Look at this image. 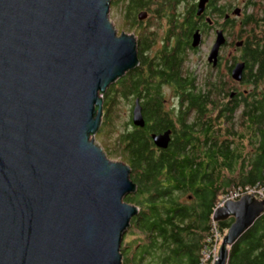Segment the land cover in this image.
Returning a JSON list of instances; mask_svg holds the SVG:
<instances>
[{
    "label": "water",
    "instance_id": "1",
    "mask_svg": "<svg viewBox=\"0 0 264 264\" xmlns=\"http://www.w3.org/2000/svg\"><path fill=\"white\" fill-rule=\"evenodd\" d=\"M109 6L0 0V264H122L121 235L139 213L124 196L136 185L127 165L105 158L94 132L101 94L139 61L135 38L115 32ZM200 37L196 30L192 49ZM224 42L217 31L207 58L213 68ZM243 69L236 63L234 81ZM138 103L130 119L143 127ZM169 136L152 135V143L165 150ZM263 209L264 200L250 194L215 208L213 222L238 217L214 264L227 263L229 247Z\"/></svg>",
    "mask_w": 264,
    "mask_h": 264
},
{
    "label": "trees",
    "instance_id": "2",
    "mask_svg": "<svg viewBox=\"0 0 264 264\" xmlns=\"http://www.w3.org/2000/svg\"><path fill=\"white\" fill-rule=\"evenodd\" d=\"M199 1L113 0L140 29L139 64L101 94L106 99L102 124L108 127L120 98L132 105L131 113L138 100L144 119L142 128L128 124L115 141L136 185L124 201L139 212L123 234L122 264H209L212 258L206 263L201 258L211 249L212 231L223 234L234 221L214 225L219 198L236 188L239 194L254 188L264 195V3H253L255 12L238 22L239 57L226 72L209 73L199 84L184 64L188 50L196 52L191 37L196 30L207 33L218 18L233 26L235 18L225 16L238 10L234 3L207 0L198 15ZM143 12L148 16L139 19ZM236 63L244 65L241 82L230 76ZM165 89L175 92L186 113H194L193 125L175 115L180 126L173 128V117L161 103ZM167 128L175 132L172 141L165 150H155L150 133ZM226 258V264H264V212L231 244Z\"/></svg>",
    "mask_w": 264,
    "mask_h": 264
},
{
    "label": "rangeland",
    "instance_id": "3",
    "mask_svg": "<svg viewBox=\"0 0 264 264\" xmlns=\"http://www.w3.org/2000/svg\"><path fill=\"white\" fill-rule=\"evenodd\" d=\"M260 1H262L264 3V0H260ZM217 2L222 3L223 5H228V4L233 5V3H234L236 5V7L238 8V10L241 12V15L237 17V15H235L234 13H231V11L233 9L228 10L227 14H230V19L235 18V20H236L233 23V26L223 24L224 25V27H223L222 23H224V20L222 18H218L217 19L218 22L215 23L214 28H212V29L210 28L207 33H204V34L201 33V37H200L201 44L196 47V52H191L188 50V56H187L188 59L184 64L186 65V68L189 69L188 71H190L191 74L195 75L194 77L198 78L197 81L199 84H200V80H204L205 76H208L209 73L215 74V72H226L228 65L233 60H235L239 57V54L241 52L238 50L237 46L235 45V42H236V40H238V35H240L242 28L240 27L238 22L240 21V19L243 16H246L247 13L253 14L255 12V10L257 8H254L252 4L257 3L258 0H217ZM109 3H110V6H109V12H108L107 16L109 18V21L113 25V29H115V32L117 34H120V33H123L126 35L132 34L133 37L135 38L134 40L136 41L139 38L138 36L141 34V33H139L140 29L133 27L130 24V22H132V20L126 18L125 15H124L125 17L123 16V12H124V9L122 7L123 5H119V3H114L113 0H109ZM233 12H235V11L233 10ZM261 13L262 12L259 10L258 15H260ZM222 27L224 28L223 29L224 35H225L224 38H225L226 42L222 43L218 49V51H219L218 57L219 58H218V61L216 63L219 64V67L213 68L212 64L210 62L209 63L207 62V58L209 56L210 49H212V47L215 43V40H216L215 30H218V29L221 30ZM243 30L247 31L248 27L244 28ZM244 36L246 37V34L242 33L243 38H244ZM136 44H137V41H136ZM109 86H110V84L107 86V88ZM240 89L249 91L248 86L240 87ZM163 92L165 93V98L170 97V96L177 97L175 92H173V91L171 92V91H169V89H165V90H163ZM101 99H102L103 104H104L106 99L102 96H101ZM173 100H174V98L172 99V102H174ZM172 102L170 104H172ZM127 104H129V103L123 102V98H120V100L118 102H116V106H114L116 108L117 113L115 112L114 113L115 116L111 117V119H110V117H108L111 120V122L108 124V127H106L105 125L102 124V118H103V116H102L101 125L94 132L96 134V142L95 143L102 150L103 154L105 155V158L108 160L109 159L112 160V162L124 163L125 165H127V164L125 163V160L122 157L123 153L121 154V150L118 146H116L115 141H117V138L121 135L122 131L125 130V127H127L128 124L131 125L130 117H131L132 105L130 104V107H129ZM170 106L171 105H169V107ZM164 107L166 108V107H168V105H166ZM180 108H181V105H180ZM102 125H103V127H102ZM91 140L94 141V136H91ZM253 190H255V189L254 188L253 189L247 188V191H245V192H250V195H254L256 197V199H258V200H264V195L261 192L257 191L254 193ZM236 191H238L237 188L232 189L231 194L236 193ZM247 194H249V193H247ZM238 198L234 199L233 201H237ZM181 199L185 200L186 195L183 196ZM222 201H223V198L221 196L218 200V204H216V205L217 206L223 205L225 202L222 203ZM213 223L215 225L216 221ZM225 234H226V230H224L223 234L221 233L219 235L220 238L216 240V244H215L216 245V251L214 252V254H212L213 256L210 257L213 259V261L217 259L215 257H217V255H218V249L220 248V243L222 242V239L224 238ZM128 238H130V240H133L134 236L128 237ZM126 240H128V239L126 238ZM130 240H128V241H130ZM208 255H209L208 252L205 251L204 256H203L204 258L202 257L201 259L202 260L206 259V257ZM209 264H213V262H211Z\"/></svg>",
    "mask_w": 264,
    "mask_h": 264
},
{
    "label": "flooded vegetation",
    "instance_id": "4",
    "mask_svg": "<svg viewBox=\"0 0 264 264\" xmlns=\"http://www.w3.org/2000/svg\"><path fill=\"white\" fill-rule=\"evenodd\" d=\"M235 12H233L235 15H237V17L238 16H240L241 15V12L239 11V10H234ZM145 15H147V13L145 14ZM148 16V15H147ZM225 19H230V14H226V16H225ZM222 25H223V23H222ZM223 27H224V25H223ZM221 28V30L223 31V29L224 28ZM221 30H215V32H217V31H221ZM224 32V31H223ZM239 48V47H238ZM239 82H241V81H239ZM242 92H243V90H242ZM174 98V102H172V99ZM172 102V104H170ZM181 102H182V100H180L179 98H177V97H173V96H170V97H164V99L162 100V104L163 105H168V107H166L167 108V112L165 113L166 115H168L167 117H173V120H172V125H173V128H174V126L176 127V129L175 130H177V128L180 126L179 124H178V120H177V118H176V116L175 115H177V117L178 118H180V117H182V118H184V120L186 121V123H188L189 125H193V115H194V113L193 112H187L186 113V111H185V105L183 106L182 104H181ZM169 105H171L170 107H169ZM180 105H181V108H180ZM184 109V110H183ZM181 110H182V112H181ZM180 116V117H179ZM144 120V119H143ZM200 127V126H199ZM199 127H197V129H199ZM136 128H142V127H137L136 126ZM166 131H170V140L172 141V138H173V135H174V130L172 129V128H167L166 129ZM165 130H164V132L161 130L159 133H156V134H152V133H150V135H151V139H152V135H160V134H162V133H165L166 132ZM195 133V132H194ZM153 142V141H152ZM153 144V143H152ZM154 147H155V150H159L160 148H158V147H156L155 145H154Z\"/></svg>",
    "mask_w": 264,
    "mask_h": 264
},
{
    "label": "bare ground",
    "instance_id": "5",
    "mask_svg": "<svg viewBox=\"0 0 264 264\" xmlns=\"http://www.w3.org/2000/svg\"><path fill=\"white\" fill-rule=\"evenodd\" d=\"M242 197V196H241ZM238 200H240V198L238 199ZM237 200V201H238ZM229 201V200H228ZM228 201H227V204H228ZM126 202V201H125ZM128 204V203H127ZM131 205V204H130ZM237 204H235V205H233V206H236ZM137 207V206H136ZM138 209V208H137ZM220 210V209H219ZM235 217H234V219H235V221H233L234 223H236V221H237V215L236 214H233ZM230 218V217H229ZM127 229V228H126ZM125 233V232H124ZM221 233H218V235L216 236V237H214V233H213V236H212V238H210L209 239V242L211 243V249L210 250H208V251H206V252H208V256L206 257V259H204L203 261L204 262H206L208 259H210V257H212L213 255L212 254H214V252L216 251V240L217 239H219L220 238V235ZM122 236V240H121V243L123 242V238H124V236H123V234L121 235ZM120 255H122L121 254V252H120ZM216 258V257H215ZM121 260H122V258H121ZM121 260H120V262H121ZM217 260V259H216ZM216 260H214L213 261V264H214V262L216 261ZM122 263V262H121Z\"/></svg>",
    "mask_w": 264,
    "mask_h": 264
},
{
    "label": "built area",
    "instance_id": "6",
    "mask_svg": "<svg viewBox=\"0 0 264 264\" xmlns=\"http://www.w3.org/2000/svg\"><path fill=\"white\" fill-rule=\"evenodd\" d=\"M250 192H245L244 194H247ZM255 193V192H254ZM243 193H234V194H229L227 195L226 197L223 198V202H226L227 200H234V199H237L239 196H241ZM240 198V197H239ZM214 233V237H216L218 235L219 232H217V229H214V231H212Z\"/></svg>",
    "mask_w": 264,
    "mask_h": 264
},
{
    "label": "clouds",
    "instance_id": "7",
    "mask_svg": "<svg viewBox=\"0 0 264 264\" xmlns=\"http://www.w3.org/2000/svg\"><path fill=\"white\" fill-rule=\"evenodd\" d=\"M223 33H224V32H223ZM118 35H119V34H118ZM224 36H225V35H224ZM218 58H219V57H218ZM131 123H132V122H131ZM242 195L244 196V195H247V194H242ZM242 195H241V196H242ZM241 196H240V197H241ZM238 199H239V198H238ZM230 201H233V200H230ZM216 206H217V205H216ZM218 207H220V206H218ZM216 222H217V221H216ZM219 233H220V232H219Z\"/></svg>",
    "mask_w": 264,
    "mask_h": 264
}]
</instances>
